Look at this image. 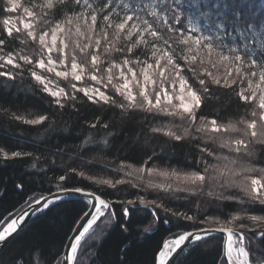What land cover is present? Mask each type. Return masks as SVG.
I'll list each match as a JSON object with an SVG mask.
<instances>
[{
	"label": "trees",
	"instance_id": "trees-1",
	"mask_svg": "<svg viewBox=\"0 0 264 264\" xmlns=\"http://www.w3.org/2000/svg\"><path fill=\"white\" fill-rule=\"evenodd\" d=\"M17 1L42 13L44 0ZM49 1L51 7L48 14L44 12L46 18L79 15L83 20L93 21L98 26L96 30L118 29L115 36L100 34L97 49H90L97 64L92 61L85 65L87 71L90 64H95V74L101 78L96 87L109 100H92L81 88L70 89L64 98L46 89L37 80L34 68L27 71L24 67L21 57L25 60L30 57L25 41L29 38L24 32L9 31L5 23L7 0H0V56L4 62L21 63L14 66L4 63L0 70V222L10 212L60 188L96 191L111 202L112 209L105 211L85 236L78 249L81 257H77L75 264H155L156 254L169 236L203 227L204 221L229 225L251 238L254 233L250 228L255 225L264 233V223H254L257 217L264 220V201L241 200L242 196L235 193L234 197H229L230 193L221 197L213 185L182 183L180 178L170 183L184 191L188 202L175 195H161L164 188L142 185L139 180L136 186L119 182L125 180L119 171L127 166L154 168L175 175L190 172L200 175L207 167L204 159L210 157L211 164L216 149L212 142L202 141L200 135L197 139L186 136L183 131L186 126L171 129L177 114L159 104L157 108L153 104V110L144 104L128 102L122 94L105 88L108 78L119 75L126 61L150 66L154 58L170 52L173 42L181 44L176 31L162 30L182 26L181 16L187 18L185 22L193 20L195 11V15L199 12L201 17L209 18L201 24L207 30L205 35L224 41L228 44L227 48L223 43L224 49L240 48L250 37L244 33L248 27L258 30L264 25V0H251L255 6L247 11L242 6L247 0ZM189 4L195 5L196 10H190ZM211 13L217 16L219 34L212 30ZM133 17H140L143 24L126 32L121 25ZM88 37L83 44L86 50L91 45ZM253 56L257 60L254 67L264 68V52L260 54L256 49ZM232 57L245 65L249 53L242 58ZM104 59L111 62L102 66L99 62ZM185 78L200 96L194 114L197 119L219 124L250 119V105L238 84ZM151 113L155 118L148 116ZM165 113L170 114V119L159 118ZM252 154L254 162L264 166V144L254 145ZM95 178H107L112 184L100 185ZM140 202L149 203L156 218ZM87 205L84 200H72L51 207L9 242L0 253V264H58L59 252ZM153 221L154 230H147ZM222 242L221 238H210L194 243L186 247L175 264H221ZM254 245L258 251L252 264H259L264 261V235Z\"/></svg>",
	"mask_w": 264,
	"mask_h": 264
},
{
	"label": "rangeland",
	"instance_id": "rangeland-1",
	"mask_svg": "<svg viewBox=\"0 0 264 264\" xmlns=\"http://www.w3.org/2000/svg\"><path fill=\"white\" fill-rule=\"evenodd\" d=\"M49 3V0H44L40 7L41 13L23 6L20 1L7 0L9 8L5 23L10 27L9 31L12 29L20 34L24 32L29 38L25 41L28 42L30 57L27 60L24 56L21 57L25 61L24 67L27 71L34 68L37 80L54 95L64 98L70 89L81 88L92 100H109L96 87L101 78L95 74V64H90L87 71L85 65L92 61L97 64L96 58L90 56V49H97L100 34L115 36L118 35V29L113 28L107 32L102 28L96 30L98 26L93 21L83 20L79 15H65L63 18L48 15L49 18H46L47 9L51 7ZM86 36H89L87 39L91 42V45H87V50L83 46L86 44ZM195 36L196 31L192 36L188 31L179 33L178 41L181 44L173 46L161 58H154L150 66L142 62L126 61L124 68H120L119 75L108 78L105 88L109 92L122 94L128 102L134 101L142 105L146 103L149 106L154 104L155 107L159 104L168 112L177 114L173 121L175 127L172 123L171 129L183 125L186 126V130H183L186 136L197 139L200 135L202 141L212 142L216 149L215 155L213 154L214 161L200 175H175L148 167L137 169L127 166L119 171V175H123L126 180L119 182L136 186L141 181L142 185L178 189L171 185L170 180L180 178L182 183L195 181L213 185L221 197L228 193L231 195L229 197H234L235 193L242 196L241 200L264 201V166L256 164L252 154L254 145L264 144V68L260 66L261 69L257 70L254 65H242L239 58L228 59L227 52L223 47L219 48V41L212 35L202 37L206 42L197 40L198 36ZM110 59H104L99 64L106 66L111 62ZM5 61L0 56V70L4 63L12 66L21 64ZM185 77L225 85L238 84L241 94L250 105V119L227 124L197 119L194 114L200 104V96ZM167 116L169 118L170 114L165 113L159 118ZM132 177L136 180H129ZM257 222L264 223V220L260 217L254 218V223ZM201 225L214 227L206 221ZM250 231L255 234L252 238L247 233H241L243 236L236 233L231 248V254L233 252L246 264L254 262L258 251L254 244L259 240V235L264 234L259 225L250 228Z\"/></svg>",
	"mask_w": 264,
	"mask_h": 264
},
{
	"label": "water",
	"instance_id": "water-1",
	"mask_svg": "<svg viewBox=\"0 0 264 264\" xmlns=\"http://www.w3.org/2000/svg\"><path fill=\"white\" fill-rule=\"evenodd\" d=\"M88 200V210L78 219L79 221L73 227L72 233L66 240L63 248V256L60 264H74L76 250L89 230L93 227L94 223L98 220L103 207L107 208L108 204L102 197L94 192L85 189H63L60 191L51 192L48 195L40 196L38 199L33 200L28 205H25L18 214L13 216L4 227H0V253L9 244V242L17 235L19 230L29 225V223L36 218H39L44 212L51 207L72 200ZM236 233L243 236L237 230L230 227L214 226L205 227L199 230H192L183 232L180 235L165 242L162 249L167 247L164 258H158L157 264H175L177 258L182 254L186 247L194 243L201 242L210 238H221L223 240L226 264H243L236 263L231 258V248L234 243ZM264 264V261L259 262Z\"/></svg>",
	"mask_w": 264,
	"mask_h": 264
},
{
	"label": "bare ground",
	"instance_id": "bare-ground-1",
	"mask_svg": "<svg viewBox=\"0 0 264 264\" xmlns=\"http://www.w3.org/2000/svg\"><path fill=\"white\" fill-rule=\"evenodd\" d=\"M186 1H190V0H186ZM223 2V1H222ZM242 6L243 7H245L244 8V11H247L248 10V8H250L251 9V7H254L255 6V3L254 2H252L251 0H247V2H245V3H243L242 4ZM247 6V7H246ZM188 8L190 9V10H196L195 8H196V6L195 5H191V4H189L188 5ZM247 9V10H246ZM255 9H256V7H255ZM252 10V9H251ZM198 11H200V10H198ZM195 12H197V11H195ZM195 12H193L192 14H193V16H194V19H193V17H192V19L193 20H191L190 19V21L189 22H185V21H188L187 20V18H183L182 16L179 18V19H182V26H177V25H172V26H169L168 28H165V29H163L162 31H164V32H166V33H168V31H176L177 33H176V36H178L179 35V33L180 34H183V32H186V31H188L189 33H193L194 32V30H196V36H198V39L197 40H199V41H203L202 40V37L203 36H205V32H207V30L205 29H203L202 27H201V24L203 23H206V21H209V18H206V16L203 18V17H201V15L199 14V12H198V14L196 13V15H195ZM210 19H211V21H213V28H212V30H214V33L215 34H219L220 33V29H219V25H218V19H217V16L216 15H214V13H211V15H210ZM176 19H178V18H176ZM141 21H143L140 17H133V19H128V23H126V24H122L121 25V28H123L126 32H129V30L131 31L133 28H134V26H137V24H138V27H140L142 24H143V22H141ZM186 26H188V27H186ZM249 29L248 30H246L244 33H246L247 35L249 34V39H248V41H246L240 48L238 47V48H229L228 50H227V48H228V44H226L224 41H221L220 42V40H218L219 41V48L220 47H223V43L227 46V48H225L224 49V47H223V49H224V51H226L227 52V54H226V56L228 57V59H235V57H232V56H236L237 58L238 57H240V58H242V57H244L245 56V53H249V57H248V62H247V64L245 63V65L246 66H248V65H250V64H252V63H254V64H257V60H255L254 59V56H253V54H254V52L256 51V49L257 50H259L260 51V54H261V52H264V36H263V34H264V25H260V27H259V29L258 30H256V28H252V27H248ZM195 36V37H196ZM177 39H178V37H177ZM203 42H206V41H203ZM208 43V42H207ZM173 45L174 46H179V44H176V43H174L173 42ZM262 45V46H261ZM261 56V55H260ZM253 64V65H254ZM96 101V100H95ZM145 105L146 106H148V107H150L151 109H155V108H153L152 106L153 105H151V106H149V105H147L146 103H145ZM157 108V107H156ZM158 109H160V108H158ZM150 118H152L153 116H154V113H151V115H148ZM204 141V140H203ZM206 142V141H205ZM208 142V141H207ZM205 164L207 165V166H209V164H210V161H211V159H210V157H206L205 159ZM213 162V161H212ZM211 162V163H212ZM211 165V164H210ZM151 169H154V168H151ZM199 172H190V173H187L188 175H190V174H198ZM199 175V174H198ZM126 180V179H125ZM129 180H136L134 177H132V179H129ZM95 181L98 183V184H100V185H103V184H105V185H111L112 183L110 182V180H108L107 178H95ZM108 182H110L111 184H108ZM132 185V184H131ZM172 185V184H171ZM159 186V185H158ZM157 185H155V187H158ZM63 189H69V190H71V189H85V190H89V191H91V192H94L95 194H97L98 196H100V197H102L99 193H97L96 191H94V190H91V189H86V188H80V187H71V188H60L59 190H54V191H60V190H63ZM54 191H52V192H54ZM176 192V193H175ZM184 191L183 190H180V189H176L175 188V190H174V187H170L169 186V188H164V189H162V190H160V194L161 195H164V196H169V195H175L176 197H178L179 198V200H181V201H186V202H188V199H187V197H186V195L183 193ZM51 193V192H50ZM50 193H48V194H50ZM175 193V194H174ZM48 194H43V195H41V196H44V195H48ZM40 197V196H39ZM103 199H105V201L107 202V204H108V207L106 208H104L103 207V209L101 210V213H100V216L105 212V211H108V210H111L112 208H111V202L106 198V197H102ZM38 199V198H37ZM84 201H86L87 202V208L89 207V201L88 200H85V199H83ZM82 200V201H83ZM33 201V200H32ZM67 202H69V201H67ZM58 205V204H57ZM131 206H134V204H132ZM138 206V205H137ZM140 206L142 207V208H149L152 212H153V216L155 217V212L153 211V209H152V207L148 204V205H145V204H140ZM189 206H191V203H189ZM86 208V210L84 211V212H86L88 209ZM20 210H22V208H19L17 211H14V212H10L9 214H7V216L4 218V219H2V221L0 222V227L2 228V227H4L6 224H8V221L13 217V216H15L16 214H18V211H20ZM47 212V211H46ZM46 212H44L43 214H45ZM83 212V213H84ZM126 213H127V211H126ZM42 214V215H43ZM83 215V214H82ZM81 215V216H82ZM80 216V217H81ZM99 216V217H100ZM79 217V218H80ZM78 218V219H79ZM156 218V217H155ZM77 219V222L79 221ZM98 220H99V218H98ZM98 220L94 223V225H93V227L89 230V232H91L92 231V229L94 228V226H95V224L98 222ZM76 222V223H77ZM75 223V224H76ZM154 223H155V221H153L150 225H149V227H148V229L147 230H149L150 229V231H153L152 230V228H153V226H154ZM199 225V224H198ZM75 225H73V227H74ZM167 226V225H166ZM214 226H220V227H224L225 226V224L224 225H216V224H214ZM205 227H208V226H203V227H199V228H192V230H199V229H203V228H205ZM24 228V227H23ZM22 228V229H23ZM21 229V230H22ZM21 230H19V232L21 231ZM73 230V229H72ZM71 230V231H72ZM192 230H186V231H181V233H183V232H187V231H192ZM19 232L17 233V235L19 234ZM88 232V233H89ZM72 233V232H71ZM70 233V234H71ZM87 233V234H88ZM181 233H179V234H172L171 236H169L164 242H163V244L165 243V242H167V241H169V240H171L172 238H175L176 236H178V235H180ZM86 234V235H87ZM16 235V236H17ZM86 235H84V238H85V236ZM264 235V234H263ZM263 235H259L260 237H262ZM15 236V237H16ZM70 236V235H69ZM68 236V237H69ZM67 237V238H68ZM84 238L81 240V243H82V241L84 240ZM214 238H216V237H214ZM213 238V239H214ZM67 240V239H66ZM206 240V239H205ZM66 242V241H65ZM202 242V241H201ZM81 243H80V245H81ZM66 244V243H65ZM65 244H64V246H65ZM163 244L160 246V250L158 251V253L156 254V257H155V264H157V259L158 258H160V260H161V258H164L163 256L165 255V253H166V251L165 250H168L167 249V247L166 248H164V250L162 249V246H163ZM80 245L78 246V248H77V250H76V255H75V260H74V264H75V262H76V260H77V257L78 258H80L81 257V250H78L79 249V247H80ZM7 246H8V244H7ZM64 246H63V248H64ZM63 248H62V250L59 252V257H58V264H60L61 263V259H62V256H63V253H62V251H63ZM5 249V248H4ZM3 249V250H4ZM2 250V251H3ZM223 252H224V246H223V242H222V249H221V257H222V259H221V264H226L225 263V258L223 257ZM230 256H231V258L234 260V262H238V263H243V264H246V263H244V261L243 260H241V259H239L237 256H235L234 255V253L232 252V254H230ZM178 260V259H177ZM248 264H252V263H248ZM255 264H258V263H255Z\"/></svg>",
	"mask_w": 264,
	"mask_h": 264
}]
</instances>
